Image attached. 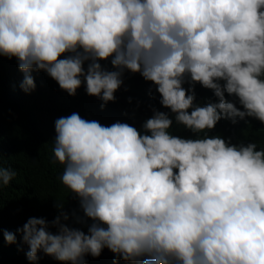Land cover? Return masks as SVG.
Returning a JSON list of instances; mask_svg holds the SVG:
<instances>
[{
    "label": "clouds",
    "instance_id": "clouds-1",
    "mask_svg": "<svg viewBox=\"0 0 264 264\" xmlns=\"http://www.w3.org/2000/svg\"><path fill=\"white\" fill-rule=\"evenodd\" d=\"M0 57L18 61L25 93L43 71L103 109L130 72L161 97L134 127L55 121L61 183L89 222L61 212L53 234L29 218V261L264 264V145L248 133L264 132V0H0ZM2 161L0 190L17 176Z\"/></svg>",
    "mask_w": 264,
    "mask_h": 264
},
{
    "label": "trees",
    "instance_id": "trees-1",
    "mask_svg": "<svg viewBox=\"0 0 264 264\" xmlns=\"http://www.w3.org/2000/svg\"><path fill=\"white\" fill-rule=\"evenodd\" d=\"M101 64L107 70H113L110 61ZM32 76L35 90L25 93L21 88L23 73L18 68V61L0 57V155L4 167L17 172L10 185L0 190V264H35L45 257L40 252L35 262L27 259L28 246L22 242L17 230L29 218H44L53 234H57L58 229L51 226L52 221L61 212L69 217L61 222L70 228L80 230L89 222L79 199L61 183L63 166L55 161L52 150L58 118L78 113L83 119L96 120L104 126L127 121L134 127L141 118L147 119L154 107L162 106L160 96L152 100V92L144 89L145 80L139 74L125 72L123 84L114 93L115 101L107 103L103 109V102L89 96L84 85L73 97L61 90L45 72L33 71ZM197 85L185 83L183 87L186 90L194 87L195 92ZM135 121L137 123L133 124ZM248 133L264 145V132L250 130ZM57 200L63 201L62 209L56 206ZM11 229L16 235L15 244H8L3 238V233Z\"/></svg>",
    "mask_w": 264,
    "mask_h": 264
},
{
    "label": "bare ground",
    "instance_id": "bare-ground-1",
    "mask_svg": "<svg viewBox=\"0 0 264 264\" xmlns=\"http://www.w3.org/2000/svg\"><path fill=\"white\" fill-rule=\"evenodd\" d=\"M113 70H114V69H113ZM142 94H143V93H142ZM134 96H135V95H134ZM135 97H136V96H135ZM143 97H144V96H143ZM143 97H142V98H143ZM146 97H148V96H146ZM149 97H150V96H149ZM126 98H127V97H126ZM151 98H152V100H156V99H157V98L154 97V96H153V97L151 96ZM124 99H125V98H124ZM127 99H128V98H127ZM159 99H160V98H159ZM144 100H145V99H144ZM148 100H149V99H148ZM128 102H129V101H128ZM158 102H159V101H158ZM130 103H131V102H130ZM128 105H129V104H126V106H128ZM131 105H132V104H131ZM72 107H73V105H72ZM131 107L133 108V106H131ZM151 109H152V108H151ZM144 110H145V109H144ZM146 110H147V109H146ZM163 110H164V109H163ZM148 111L151 112L150 109H149ZM150 112H149V113H150ZM126 115H127V114H126ZM134 116H135V115H134ZM118 117H119V116H118ZM81 118H83V117H81ZM121 118H123V117H121ZM124 118H125V117H124ZM84 119H85V118H84ZM86 120H87V118H86ZM126 123H127V121H126ZM129 123H130V122H129ZM127 124H128V123H127ZM249 131H250V130H249ZM251 132H252V130H251ZM261 132H262V131H261ZM262 133H263V132H262ZM73 219H74V218H73Z\"/></svg>",
    "mask_w": 264,
    "mask_h": 264
}]
</instances>
